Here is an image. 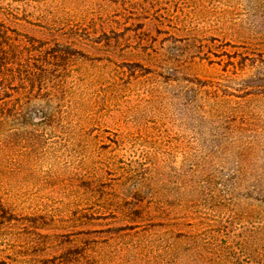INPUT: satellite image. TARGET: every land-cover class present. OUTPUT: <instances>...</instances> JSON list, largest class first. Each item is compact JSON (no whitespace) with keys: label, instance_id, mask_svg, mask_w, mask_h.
<instances>
[{"label":"rangeland","instance_id":"374dc122","mask_svg":"<svg viewBox=\"0 0 264 264\" xmlns=\"http://www.w3.org/2000/svg\"><path fill=\"white\" fill-rule=\"evenodd\" d=\"M0 19L71 47L35 101L55 114L1 133L0 258L264 264V0H0Z\"/></svg>","mask_w":264,"mask_h":264},{"label":"trees","instance_id":"16d2710c","mask_svg":"<svg viewBox=\"0 0 264 264\" xmlns=\"http://www.w3.org/2000/svg\"><path fill=\"white\" fill-rule=\"evenodd\" d=\"M67 49L71 47L66 43L22 33L0 19L1 141L5 123H10V130L37 128L55 114L35 101L48 99L57 92L55 88L60 86L50 84L46 76L58 59L69 55ZM9 215L1 203L0 217L8 220ZM0 264L9 262L0 258Z\"/></svg>","mask_w":264,"mask_h":264}]
</instances>
